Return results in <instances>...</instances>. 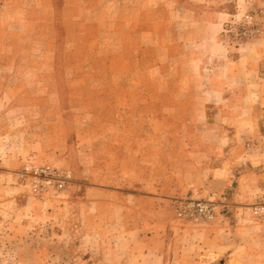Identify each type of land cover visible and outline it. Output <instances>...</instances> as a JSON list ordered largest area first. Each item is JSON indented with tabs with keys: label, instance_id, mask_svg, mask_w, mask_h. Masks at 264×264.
<instances>
[{
	"label": "crops",
	"instance_id": "0c3cea01",
	"mask_svg": "<svg viewBox=\"0 0 264 264\" xmlns=\"http://www.w3.org/2000/svg\"><path fill=\"white\" fill-rule=\"evenodd\" d=\"M10 1L1 0L5 6L0 8H6ZM39 1L53 13L62 12L72 21L81 20V0H65L62 11L58 0L55 4L52 0ZM29 2L20 0L21 14L30 13ZM191 3L84 0V12H116L115 26L124 37L138 30L133 61L150 63L149 68L154 67L153 71L158 70L165 77V85L144 89L117 85L118 94H143V100L110 104L106 111L115 109L114 117L97 118L93 113L86 125L94 127L99 122L102 129L82 130L76 135L78 144L73 149L67 144L62 149L54 146L56 141L64 140L62 133L34 134V141L47 139L50 144L41 145L39 152H29L28 157L53 160L68 166L73 174L63 199H20L23 186H14L9 170L0 168V211L10 213L9 207L16 209L22 236L28 233L32 212L45 220L51 216L56 226L54 236L63 238L68 233L76 240L83 238L85 244L98 242L101 252L115 264H204L206 257L219 258L223 254L231 258L224 264L232 260L243 264L236 258L242 246L237 242L238 225L233 223V216H238L234 200L250 199L264 180V173L257 171L247 149L249 142L259 139L254 110L264 100V84L256 82L264 81L260 67L264 41L228 47L221 41L226 20L223 13ZM127 12L133 13L131 19L124 17ZM189 13L213 17L211 21L196 18V25L188 21L177 24L174 15ZM121 46L116 56L126 63L131 59L126 39ZM160 48L165 54L156 57ZM151 51L153 55L147 57ZM127 105L134 115L130 120L120 114ZM140 110L145 111L144 115L136 116ZM124 121L133 134L125 138L114 135L111 127L124 125ZM136 127L145 129L144 133ZM15 134L6 123H0V141H10ZM77 154L79 163H73ZM156 158L161 160L159 170ZM10 160L9 155L5 162ZM158 173L165 176L163 185L151 176ZM162 188L167 193L160 192ZM230 191V201L224 197L226 201L221 203L230 207V217L221 214L214 222L192 226L176 220V200L208 198L213 194L230 197Z\"/></svg>",
	"mask_w": 264,
	"mask_h": 264
},
{
	"label": "rangeland",
	"instance_id": "374dc122",
	"mask_svg": "<svg viewBox=\"0 0 264 264\" xmlns=\"http://www.w3.org/2000/svg\"><path fill=\"white\" fill-rule=\"evenodd\" d=\"M52 1L56 3L55 0ZM189 1L192 6L197 4L206 10L214 9L223 13L226 20L221 32V41L228 47L240 48L247 43L264 41V0ZM83 2L84 0L79 2L81 13L78 17H81V20L75 21L70 20L68 14L53 13L50 7L43 8L39 0H30L31 8L27 15L19 11L20 0L10 1L6 8H0V123H6L16 132L12 140L0 141V168L9 170L14 186H23L20 199H63L74 179L68 166L58 165L53 160L39 161L32 156L28 157L29 152H39L37 149H40L41 145L50 144L47 139L34 141V134L48 136L50 132L62 133L64 140L56 141L54 146L62 149L67 144L73 149V145L78 144L76 135L82 130L89 132L92 129H102L99 122H96L94 127L86 125L93 113L97 118L114 117L117 112L115 109L106 111L110 104L126 105L143 100V94H118L117 85L130 89L165 85V77L159 75L158 70L153 71L154 67L149 68L150 63L142 65L133 61L138 30L130 31V35L124 37L115 26L116 12H84ZM58 3L62 11L65 0H58ZM0 6H5L1 4V0ZM132 16V12L124 14L128 19ZM212 17L213 15L207 13L174 15L177 24L179 21H188L190 25H196V18L211 21ZM124 39L131 57L126 63L116 56L123 48L121 45ZM160 49L156 57L164 56V49ZM153 53L149 52L147 57ZM260 67L264 71V61L260 63ZM256 82L264 84V81L259 79H256ZM126 107L125 110L121 109L120 114L123 119L130 120L134 116L133 111H130L128 105ZM144 112L140 110L136 116H142ZM254 116L259 123V139L249 142L247 149L251 152L252 161L256 162L257 171L262 170L264 173V100L256 104ZM126 122L124 121V125L112 126V133L124 138L132 135L134 131ZM135 129L142 134L145 130L139 127ZM100 150L102 151L101 147ZM6 155L11 156L8 163L5 162ZM79 159L80 154H77L73 156L72 162L79 163ZM156 159L159 170L161 160ZM45 167H51L60 174L64 180L63 188L58 189L55 185H50L47 188L41 186V192L35 190L33 169ZM27 168L30 172L26 171ZM151 176H156L158 182L163 185V174ZM261 183L259 189L250 195V199L234 200L238 204L234 208L238 216H233V223L238 225L237 242L242 246L236 258L243 264H253V261H256V264H264V221L257 219L252 212V207L264 199L263 178ZM160 192L167 193L163 188ZM230 192V197L226 194L221 197L213 194L208 198L176 200V220L192 226L214 222L221 214L230 217L233 214L228 212L230 207L221 204L226 201L223 200L224 197L230 201L233 196V192ZM0 196L3 194L0 193ZM185 200L214 202L216 218L205 222L179 218L177 206ZM8 211L10 213L0 211V264H115L101 252V247L96 241L92 242L93 245L85 244L83 238L76 240L68 233L63 238L54 236L56 226L51 216L45 220L43 217H36L32 212L29 213L28 233L22 236L21 220L16 217V209L14 211L13 207H9ZM204 260V264H224L231 258L223 254L219 258L210 256ZM234 263L232 260L230 264Z\"/></svg>",
	"mask_w": 264,
	"mask_h": 264
},
{
	"label": "built area",
	"instance_id": "2783aa9c",
	"mask_svg": "<svg viewBox=\"0 0 264 264\" xmlns=\"http://www.w3.org/2000/svg\"><path fill=\"white\" fill-rule=\"evenodd\" d=\"M26 171L30 172V169L27 168ZM33 178L35 190L39 192H41V186L47 188L55 185L58 189L64 186V180L61 179L60 174L51 167L33 169ZM252 212L257 219L264 221V199L252 207ZM177 215L181 219L190 221H212L216 218V206L212 201L185 200L177 206Z\"/></svg>",
	"mask_w": 264,
	"mask_h": 264
}]
</instances>
